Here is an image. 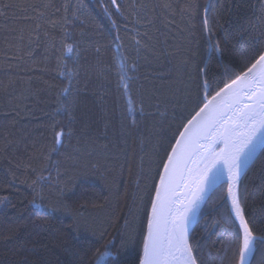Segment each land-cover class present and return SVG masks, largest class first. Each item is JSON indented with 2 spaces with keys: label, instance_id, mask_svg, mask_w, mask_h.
I'll return each mask as SVG.
<instances>
[{
  "label": "trees",
  "instance_id": "1",
  "mask_svg": "<svg viewBox=\"0 0 264 264\" xmlns=\"http://www.w3.org/2000/svg\"><path fill=\"white\" fill-rule=\"evenodd\" d=\"M118 4L0 0V264H94L110 241L106 264H138L174 139L264 47V0ZM241 180L246 218L264 237V147ZM222 195L226 184L190 234L206 264H223L238 231ZM214 221L227 230L206 233ZM250 264H264L262 240Z\"/></svg>",
  "mask_w": 264,
  "mask_h": 264
},
{
  "label": "snow or ice",
  "instance_id": "2",
  "mask_svg": "<svg viewBox=\"0 0 264 264\" xmlns=\"http://www.w3.org/2000/svg\"><path fill=\"white\" fill-rule=\"evenodd\" d=\"M110 2L119 10L118 0ZM208 12L209 9L205 8L203 30L211 38L213 33ZM209 46L217 52L220 50L218 43L210 42ZM258 66L264 67V52L259 54L246 72L237 75L216 92L179 133L160 171L147 217L140 264H170L173 260H181L183 264H198L199 260V264H206L204 259L193 255L202 246L189 243L190 229L195 222V211L200 201L217 181L227 184V195H222L220 199L230 201L229 219L238 222L236 238L226 249L223 264H234L237 253L239 264H250L258 239L264 242V237L257 236L246 218L241 180L243 170L254 157L253 146L257 133L264 135V72L253 74ZM200 72L206 73V68H201ZM125 76L126 73L122 71L120 82L127 92L129 86L125 83ZM205 87L211 90L207 81ZM64 134H56L57 145H62ZM184 173L196 185V194L187 202L183 191L179 194L176 192L180 183L188 186L189 181L185 180ZM217 229L227 230L216 221L211 226L205 225L206 233L219 236L220 231ZM111 244V241L108 242L103 251L97 250L94 264H106L107 258L113 256Z\"/></svg>",
  "mask_w": 264,
  "mask_h": 264
},
{
  "label": "water",
  "instance_id": "3",
  "mask_svg": "<svg viewBox=\"0 0 264 264\" xmlns=\"http://www.w3.org/2000/svg\"><path fill=\"white\" fill-rule=\"evenodd\" d=\"M209 2V1H208ZM261 52H264V47H263V49H262V51ZM260 52V53H261ZM259 56V55H258ZM258 56L254 59V61L248 66V67H246L244 70H242L240 73H238L237 75H240L241 73H243V72H246L247 71V69L249 68V67H251V65L253 64V63H255V61H256V59H258ZM261 72H264V67H261V66H258L256 69H254V75H258L259 73H261ZM236 75V76H237ZM236 76L235 77H233L231 80H229L228 82H226V83H230L232 80H234L235 78H236ZM225 83V84H226ZM224 84V85H225ZM224 85H222L219 89H217L215 92H213L209 97H205L204 98V102L202 103V105L196 110V112H198L199 111V109L201 108V107H203V105L205 104V103H207L210 99H211V97L212 96H214L215 95V93L216 92H218L221 88H223L224 87ZM245 102L247 103V100H245ZM196 112L185 122V124L184 125H186L187 124V122L190 120V119H192V117L196 114ZM184 125L182 126V128H181V130L179 131V133L181 132V131H183V129H184ZM179 133H178V135L176 136V138L174 139V141H173V143H172V145H171V147H170V149H169V151H168V153L171 151V149H172V147H173V145H175V143H176V140H177V138L179 137ZM264 147V135H262L261 133L258 135V136H256V138H255V144H254V146H253V150H254V157H253V159L251 160V162L249 163V165L247 166V168H245L244 170H243V172H242V175H241V178H242V176L244 175V173L246 172V170L249 168V166L252 164V162L255 160V158L258 156V154L260 153V151L262 150V148ZM167 153V154H168ZM167 159V156H166V158H165V160ZM162 168H163V164H162V166H161V169H160V171L162 170ZM159 175H160V172H159ZM159 175H158V178H157V181H156V184H155V187H154V190H153V194H152V197H151V201H150V205H149V209H148V213H149V211H150V209H151V202H152V199H153V197L155 196V190H156V185H157V183L159 182ZM184 178H185V180H186V178H187V173H184ZM179 179H180V174H179V172L177 173V181L179 182ZM220 184H226V183H223V182H221V181H217L215 184H213L212 186H211V189H210V192L209 193H206L205 194V196H204V199L203 200H201L200 201V204H199V207L207 200V198L209 197V195L220 185ZM227 184H226V195H227ZM181 191H183L184 192V194H185V202H187L188 200H191L193 197H194V195L196 194V185L195 184H190L188 187H185L184 186V184L183 183H180V187L179 188H177L176 189V192H177V194H179ZM226 201H227V203H228V206H229V209H230V207H231V205H230V201L229 200H227L226 199ZM199 207L196 209V211H195V222H196V215H197V211H198V209H199ZM148 213H147V217H148ZM147 217H146V222H145V229H144V235H143V240H142V244H141V250H140V255H139V261H138V264H140V261H141V259H142V257H143V241H144V236L146 235V232H147ZM195 222L193 223V225L191 226V229H190V234H191V232H192V229H193V227H194V225H195ZM237 223V225H238V222H236ZM162 234H163V224H162ZM259 240V239H258ZM190 243V242H189ZM252 258V257H251ZM250 262H251V259H250ZM170 264H183V261H181V260H173V261H170ZM238 264H239V259H238Z\"/></svg>",
  "mask_w": 264,
  "mask_h": 264
},
{
  "label": "bare ground",
  "instance_id": "4",
  "mask_svg": "<svg viewBox=\"0 0 264 264\" xmlns=\"http://www.w3.org/2000/svg\"><path fill=\"white\" fill-rule=\"evenodd\" d=\"M259 134H260V133L258 132L256 136H258ZM186 180L189 181V183H188V186H189V185L191 184L190 178L187 176ZM184 186H185V185H184ZM188 186H187V187H188Z\"/></svg>",
  "mask_w": 264,
  "mask_h": 264
}]
</instances>
